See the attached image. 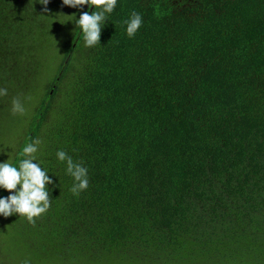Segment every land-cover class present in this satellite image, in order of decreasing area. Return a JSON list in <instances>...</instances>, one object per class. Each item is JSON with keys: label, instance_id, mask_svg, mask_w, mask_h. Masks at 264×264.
I'll list each match as a JSON object with an SVG mask.
<instances>
[{"label": "trees", "instance_id": "obj_1", "mask_svg": "<svg viewBox=\"0 0 264 264\" xmlns=\"http://www.w3.org/2000/svg\"><path fill=\"white\" fill-rule=\"evenodd\" d=\"M0 0V108L32 86L48 36H70L28 129L53 183L36 231L54 264H264V0H117L85 47L63 0ZM75 9V10H76ZM143 25L134 38L122 22ZM54 26V27H53ZM88 169L74 196L57 159ZM0 188V198L10 195Z\"/></svg>", "mask_w": 264, "mask_h": 264}, {"label": "clouds", "instance_id": "obj_2", "mask_svg": "<svg viewBox=\"0 0 264 264\" xmlns=\"http://www.w3.org/2000/svg\"><path fill=\"white\" fill-rule=\"evenodd\" d=\"M47 11L49 0H39ZM63 5L72 8H82L87 5L95 10L89 13L83 11L76 20L78 28L83 33L84 46L95 47L100 44L102 28L108 15L116 6L117 0H63ZM74 16V15H73ZM75 17V16H74ZM126 25V34L134 38L143 25V17L140 13L132 11L130 17L122 22ZM7 89L0 88V96H6ZM12 115H23L25 108L19 98L12 100ZM42 141L39 138H29V142L23 147L19 154L18 167L7 161L0 162V188L7 190L10 195L0 198V215L9 217L18 214L25 217L30 224H35L36 219L46 214L51 207L52 198L47 185L53 183L47 170L43 169L37 161L36 153ZM57 159L66 164V174L73 178V185L69 191L74 196L89 187L88 169L83 162H76L63 149L56 152ZM23 264H30L29 260Z\"/></svg>", "mask_w": 264, "mask_h": 264}, {"label": "rangeland", "instance_id": "obj_3", "mask_svg": "<svg viewBox=\"0 0 264 264\" xmlns=\"http://www.w3.org/2000/svg\"><path fill=\"white\" fill-rule=\"evenodd\" d=\"M75 9L73 8V11L77 13L79 9ZM71 15V12H64L62 23H59L55 30L57 35L48 36L44 46H40L42 66L40 72L32 78V86L20 91V94L10 98L8 103L0 108V162L7 160L10 162L19 140L24 138L47 81L56 73L59 60L64 53L63 41L71 33L74 18ZM13 98H19L23 104L25 108L23 115H12ZM23 218L18 214L9 217L0 215V264H23L25 260H29L30 264H54L52 257L39 254L37 232L21 230V225L24 226Z\"/></svg>", "mask_w": 264, "mask_h": 264}]
</instances>
